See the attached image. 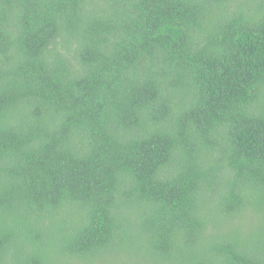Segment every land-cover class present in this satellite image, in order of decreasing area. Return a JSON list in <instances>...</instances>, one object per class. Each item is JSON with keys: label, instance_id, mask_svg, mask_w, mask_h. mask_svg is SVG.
I'll use <instances>...</instances> for the list:
<instances>
[{"label": "trees", "instance_id": "trees-1", "mask_svg": "<svg viewBox=\"0 0 264 264\" xmlns=\"http://www.w3.org/2000/svg\"><path fill=\"white\" fill-rule=\"evenodd\" d=\"M0 264H264V0H0Z\"/></svg>", "mask_w": 264, "mask_h": 264}]
</instances>
